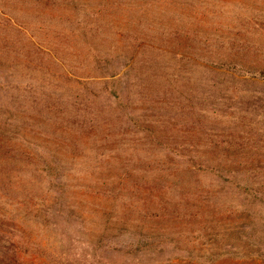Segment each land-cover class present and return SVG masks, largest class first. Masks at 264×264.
<instances>
[{
  "label": "rangeland",
  "instance_id": "rangeland-1",
  "mask_svg": "<svg viewBox=\"0 0 264 264\" xmlns=\"http://www.w3.org/2000/svg\"><path fill=\"white\" fill-rule=\"evenodd\" d=\"M262 70L264 0H0V221L71 264H264Z\"/></svg>",
  "mask_w": 264,
  "mask_h": 264
},
{
  "label": "trees",
  "instance_id": "trees-1",
  "mask_svg": "<svg viewBox=\"0 0 264 264\" xmlns=\"http://www.w3.org/2000/svg\"><path fill=\"white\" fill-rule=\"evenodd\" d=\"M255 73L264 74V70L257 71ZM53 181L58 180V177H53ZM59 182L62 181L59 179ZM3 211V210H2ZM0 209V215L3 213ZM18 223L20 225H18ZM60 224L58 221L53 222V228L58 229ZM22 226H25L22 223V220H16L13 222V225L7 226L5 222L0 221V264H71L74 262H90V259L80 258L81 253H76L72 257L69 256L68 252L61 250L56 252L57 247L52 241H43L36 239L31 236H23L21 233ZM45 254V255H43ZM52 254H56L58 261H47L51 258ZM44 258H47L46 260ZM150 264H181L182 262L191 263L192 257L190 256H181V257H172L168 255H153L150 256ZM189 258V259H187ZM57 260V259H56ZM64 262V263H63ZM87 263V264H88Z\"/></svg>",
  "mask_w": 264,
  "mask_h": 264
}]
</instances>
